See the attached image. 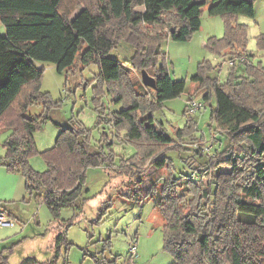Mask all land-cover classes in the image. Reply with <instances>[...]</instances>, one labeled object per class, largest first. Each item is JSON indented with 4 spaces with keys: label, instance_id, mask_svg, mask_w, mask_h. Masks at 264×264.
Instances as JSON below:
<instances>
[{
    "label": "trees",
    "instance_id": "16d2710c",
    "mask_svg": "<svg viewBox=\"0 0 264 264\" xmlns=\"http://www.w3.org/2000/svg\"><path fill=\"white\" fill-rule=\"evenodd\" d=\"M62 1L0 0L5 30L0 34V122L4 121L0 127L11 129L0 165L21 173L28 196L44 203L54 221L60 219L63 208H76L85 191L86 168L108 166L117 155L112 142H104L103 137L105 146L96 145L89 129L72 125L61 128L54 145L40 153L45 171L30 166L29 158L36 152L32 133L47 118L51 104L47 92L40 90L42 70L33 61H50L58 72L78 64H97L98 82H106L111 99L124 104L110 113L111 131L115 136L124 132L125 141L136 148L130 158L119 159L118 166L123 161L126 168L136 165L144 153L140 155L143 139L161 149L154 163L168 170L163 155L167 149H183L178 147L182 140L205 142L203 133L200 138L193 136L197 126L186 104L187 125L175 130V138L155 127L153 112L185 88V80H173L166 63H159L161 57L165 59L161 44L167 39L186 40L197 31L206 0H90L97 2L96 7L82 5L73 17L60 11ZM254 2L211 0L207 9L209 15L224 17L223 36L209 38L207 47L216 53L240 48L245 53L236 56L245 55L247 61L229 66L224 82L218 80L217 71L209 65L203 69V64L191 77L206 88L203 108L214 101L209 132L215 137L221 134L228 144L216 157H208L206 165L214 177L206 186L199 183L202 171L196 179H190L191 175L174 178L169 171L162 181L157 205L164 219L163 246L173 258L169 264H264V68L246 54L245 25L232 21L237 14L253 16ZM145 26L159 28L146 32ZM122 40L132 44V56L122 60L109 56ZM130 68L145 69L155 87L140 84V91L131 86L124 92L115 90L111 85L119 83ZM36 102L45 106L46 113L27 116L28 106ZM137 113L144 114L141 120ZM179 186L189 190L187 201L177 192ZM70 224L68 220L64 227ZM64 234H57L56 248ZM7 249L0 252V264H8L12 248ZM51 261L28 255L16 264H56Z\"/></svg>",
    "mask_w": 264,
    "mask_h": 264
},
{
    "label": "rangeland",
    "instance_id": "374dc122",
    "mask_svg": "<svg viewBox=\"0 0 264 264\" xmlns=\"http://www.w3.org/2000/svg\"><path fill=\"white\" fill-rule=\"evenodd\" d=\"M210 4L211 0H206L201 6V26L188 39H167L161 44L165 59L161 57L159 63H166L173 80H185L182 94L163 101L161 107L153 112L155 127L161 128L172 138L177 136L175 130L185 129L187 125L188 118L183 112L188 97L202 100V93L206 91L205 87L191 79L199 72L200 64L204 65L203 69L209 65L217 71L218 80L224 82L229 71L228 60L238 53H245L240 48L216 53L207 47L209 38H220L224 34V17L209 15L207 9ZM82 5L94 8L97 2L63 0L60 11L67 17H73ZM232 21L245 25L246 54L252 63H259L264 68V0H255L253 16L237 14ZM158 28L144 27L146 32ZM4 33V26L0 22V34ZM132 54V44L122 40L109 56L122 60L130 58ZM33 64L42 70L40 90L47 92L51 104L47 118L32 133L36 152L29 158L30 166L36 171H45L46 163L40 153L54 145L61 128L72 125L89 129V138L96 145L105 146L103 137L106 138L104 142H112L111 148L117 157L108 166L86 168L82 198L77 201L75 209L63 208L58 221L52 219L44 203L28 196L21 173L0 165V214L12 222L0 224V252L9 247L13 251L8 257V264H16L28 255L38 261L55 260L56 264H107L113 261L116 264H169L173 258L163 246L164 219L157 205L162 181L169 171L172 177L179 179L183 175L196 179L198 171H202L199 183L203 187L214 177L206 165L208 157H216L218 151L228 144L221 134L215 137L214 133L209 132L210 105L214 101L192 115L197 126L193 136L200 138L203 133L205 142L182 140L178 147L183 149H167L163 155L169 162V170L166 166L155 165L154 158L161 149L151 146L146 139L142 140L140 155L144 153L141 158L136 160V165L126 168L124 161L118 166V160L130 158L136 148L125 141L124 132L113 135L108 122L110 113L119 111L124 104L111 99L106 82H98L97 64H78L62 72H58L50 61L35 60ZM128 70L119 83L111 86L117 91L124 92L127 86L140 91L141 70ZM45 113V106L41 102L31 103L25 111L29 117ZM143 115L137 113L138 119L141 120ZM10 133L11 129L0 127V156L5 154L3 143ZM221 169L225 170L226 167ZM177 192L184 194L186 201L190 197L189 190L184 187L179 186ZM68 220L71 224L64 227ZM60 231L65 232L64 240L56 248V236ZM132 245L135 247L133 254L130 253Z\"/></svg>",
    "mask_w": 264,
    "mask_h": 264
},
{
    "label": "built area",
    "instance_id": "2783aa9c",
    "mask_svg": "<svg viewBox=\"0 0 264 264\" xmlns=\"http://www.w3.org/2000/svg\"><path fill=\"white\" fill-rule=\"evenodd\" d=\"M236 61H247L246 56H234L233 58H231L230 60H228V65L232 66ZM186 106L188 109V112L191 114H194L196 111L200 110L203 107L202 101L201 100H197L192 96H189L187 101H186ZM0 224H12V222L10 220H5L4 216L2 214H0ZM135 251V247L134 245H132L130 247V253L133 254Z\"/></svg>",
    "mask_w": 264,
    "mask_h": 264
},
{
    "label": "water",
    "instance_id": "95a60500",
    "mask_svg": "<svg viewBox=\"0 0 264 264\" xmlns=\"http://www.w3.org/2000/svg\"><path fill=\"white\" fill-rule=\"evenodd\" d=\"M140 78L144 86H148L151 88L155 87V81L153 76H151L145 69H142L140 71Z\"/></svg>",
    "mask_w": 264,
    "mask_h": 264
},
{
    "label": "crops",
    "instance_id": "0c3cea01",
    "mask_svg": "<svg viewBox=\"0 0 264 264\" xmlns=\"http://www.w3.org/2000/svg\"><path fill=\"white\" fill-rule=\"evenodd\" d=\"M13 244H16V243H13ZM13 252V251H12ZM10 256V255H9Z\"/></svg>",
    "mask_w": 264,
    "mask_h": 264
}]
</instances>
